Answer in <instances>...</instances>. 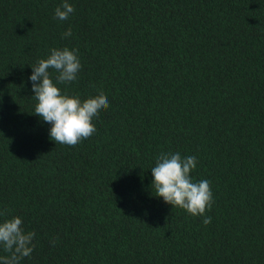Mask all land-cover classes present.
I'll use <instances>...</instances> for the list:
<instances>
[{"label": "trees", "instance_id": "16d2710c", "mask_svg": "<svg viewBox=\"0 0 264 264\" xmlns=\"http://www.w3.org/2000/svg\"><path fill=\"white\" fill-rule=\"evenodd\" d=\"M62 2L0 0V222L36 233L21 264H264V0H69L60 21ZM65 46L82 68L59 87L110 102L75 146L29 80ZM161 152L197 157L209 225L155 196Z\"/></svg>", "mask_w": 264, "mask_h": 264}, {"label": "clouds", "instance_id": "9594fccd", "mask_svg": "<svg viewBox=\"0 0 264 264\" xmlns=\"http://www.w3.org/2000/svg\"><path fill=\"white\" fill-rule=\"evenodd\" d=\"M75 12L69 0L55 8L54 18L65 21ZM72 35L69 27L62 36ZM79 50L54 47L45 58H40L34 65L29 80L32 82L33 99L37 102L33 114L40 116L45 123L51 124L50 139L56 144L75 146L96 132L94 119L102 110L110 107L108 97L101 90L94 96L82 99L79 94H72L61 84H71L78 79L82 68ZM53 73H56L53 76ZM198 159L194 155L182 156L180 152H161L151 168L152 189L155 196L162 197L165 203L179 207L192 216H203L202 223L209 225L212 217L205 215L211 210L213 192L208 179L195 180L191 172L196 169ZM0 215H6L0 212ZM36 233L26 231L23 218L11 216L0 222V249L6 255H0V264H21L30 257L35 249ZM58 239V238H57ZM56 240L52 241L53 246Z\"/></svg>", "mask_w": 264, "mask_h": 264}]
</instances>
